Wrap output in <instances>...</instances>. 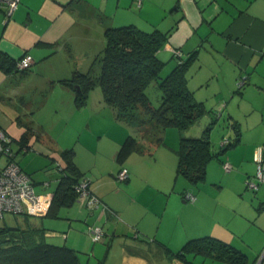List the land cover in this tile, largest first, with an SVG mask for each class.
<instances>
[{
	"label": "crops",
	"instance_id": "crops-1",
	"mask_svg": "<svg viewBox=\"0 0 264 264\" xmlns=\"http://www.w3.org/2000/svg\"><path fill=\"white\" fill-rule=\"evenodd\" d=\"M136 5L135 0H19L8 18L1 6L0 54L8 61L24 53L33 59L23 72L0 65V128L11 138L14 156L27 152L24 144L40 154L37 165H23L19 156L14 160L43 194L60 178L55 169L56 162L64 165L60 153L72 148L79 173L90 177L91 193L106 206L91 210L75 201L48 217L54 221L49 226L28 221L42 229L45 241L74 249L80 264H230L200 254L182 263L171 255L202 236L233 245L247 255L248 264H264V184L256 191L245 187L256 171L255 151L264 148V0H141ZM127 24L146 31L165 24L173 28L157 53L166 67L176 65L173 48L184 58L195 53L186 70L188 89L209 113L214 110L226 121L228 137L239 134L238 143L220 156L231 164L230 172L220 161L209 162L195 189L179 182L177 156L163 148L173 129L162 132L163 142L141 137L136 150L117 161L130 135L128 124L101 90L92 89L86 104L76 107L72 90L58 82L74 71L97 75L105 28ZM240 76L244 84L238 88ZM210 118L205 113L199 119L205 125ZM64 133L66 142L59 139ZM215 143L218 150L220 142ZM170 144L174 148L177 141ZM51 161L52 173L47 172ZM121 166L129 172L125 180L116 177ZM185 189L194 195L189 204ZM88 224L103 228L100 240L89 238Z\"/></svg>",
	"mask_w": 264,
	"mask_h": 264
},
{
	"label": "trees",
	"instance_id": "trees-1",
	"mask_svg": "<svg viewBox=\"0 0 264 264\" xmlns=\"http://www.w3.org/2000/svg\"><path fill=\"white\" fill-rule=\"evenodd\" d=\"M0 5L4 6L2 3ZM5 11L6 8L4 13ZM172 30L173 28L166 31L160 29L145 31L133 24L107 27L103 32L104 47L98 56L99 73L94 75L74 71L70 77L58 80L62 86L72 90L76 107L85 105L89 92L96 84L99 85L104 101L115 109L117 117L140 134L135 136L130 134L124 139L116 154L119 162L124 161L136 150L138 139L145 138L142 132L146 126L141 125L144 119L142 118L139 124L133 122L137 115L146 116L145 121L153 122L159 128V134L154 142L156 143L164 140L161 136L163 131L170 129L181 131L205 113H209L205 105L194 98L186 83V70L195 53L186 58L183 56L179 58L173 54L177 59L176 65L167 74L161 75L166 62L160 59L157 53L164 47ZM4 62L9 63V67H6ZM15 63L16 60L8 61L7 56L0 54V65L5 69H12L14 72L26 70L16 69ZM239 80L244 81V78L240 76L237 86ZM151 83H155L160 90V103L157 107L152 106L146 93ZM243 84L244 82L238 88ZM211 120L210 125L204 129V136L197 138L180 136L178 139L175 176H183L189 184L202 183L209 161L217 159L223 163L225 160L222 161L220 156L239 141L238 133L232 139L224 136L222 139L227 138V142L221 145L220 141L219 149L214 150L208 138L211 123H215L214 118ZM231 125L237 127L234 122H231ZM73 153L72 148L60 153L64 162L61 170L57 169L55 163L60 178L52 191L50 205L44 215L46 217H57L61 207L70 206L76 200L73 185L84 174L79 173L73 160ZM122 167L124 166L119 169ZM185 192L191 191L185 189L183 196ZM21 216L27 221L24 226L0 225V264H80L74 249L46 242L42 229L29 223L30 216ZM196 254L224 260L230 264H248L245 253L214 236L189 239L176 252L171 253L182 263L189 262L188 257Z\"/></svg>",
	"mask_w": 264,
	"mask_h": 264
},
{
	"label": "built area",
	"instance_id": "built-area-1",
	"mask_svg": "<svg viewBox=\"0 0 264 264\" xmlns=\"http://www.w3.org/2000/svg\"><path fill=\"white\" fill-rule=\"evenodd\" d=\"M19 0H0V4H4L6 8L5 16L8 18L13 10L17 7ZM140 4L141 0H135ZM1 6V5H0ZM174 52V53H173ZM172 53L179 58L182 57L178 49L173 48ZM32 56L24 53L16 60L15 68L24 70L32 64ZM181 61V59H180ZM244 81L239 80L238 86ZM227 142V138L221 140V145ZM30 146H22L23 151L29 150ZM256 162V171L253 178L245 180L246 187L252 191H256L260 184L264 183V148L258 147L254 154ZM58 170H61L64 165L56 162ZM223 169L228 171L231 169V164L228 161L222 163ZM128 171L125 167L119 169L116 174L118 179H125ZM90 177L88 175L81 176L74 183L73 188L76 191V202L88 209L100 207L105 209L98 197L91 193L89 189ZM47 186L48 182H44ZM184 199L188 201L194 200V195L191 192H185ZM51 201L50 193H37L33 186V181L19 164L14 160V152L11 147V138L0 128V219L5 213L14 215H28L40 217L44 216L48 210ZM86 233L92 241H98L104 235L103 228L98 224H88ZM65 236V234H63Z\"/></svg>",
	"mask_w": 264,
	"mask_h": 264
},
{
	"label": "rangeland",
	"instance_id": "rangeland-1",
	"mask_svg": "<svg viewBox=\"0 0 264 264\" xmlns=\"http://www.w3.org/2000/svg\"><path fill=\"white\" fill-rule=\"evenodd\" d=\"M136 4H137L136 5L137 7L140 5L138 3H136ZM159 27L162 30H166L167 28L170 27V25L169 24H165L163 26H158V28ZM161 27H163V28H161ZM140 29L146 31L148 28H140ZM166 66H167V64L165 65V67L163 68V70L161 72V75L162 76H164L165 74H167L171 70V67L172 66H169V65H168V67H166ZM94 75H96V74H94ZM93 90H95L96 92L99 93L100 92L99 85L96 84L95 87L93 88ZM146 93H147V95H148V97L150 99V102H151L152 106L157 107L159 105V103H160V96H161L160 90L157 87V85L155 83H151L147 87ZM212 112H214V113L213 114L208 113L212 117L210 119H213L214 118L215 123L216 122L217 123L216 124L215 123H211V126L210 127H212L213 124L214 125L212 127L213 130L211 129L212 132L211 133H209L210 131L208 132L209 133L208 134V138L212 142L213 148H216L217 147V144L215 142L216 141L217 142H220L222 140V138H221L222 136H224V135L227 136V134L229 135V129H228V127H226V121L219 120V118H216L215 111L212 110ZM142 118L144 119V121L142 122L141 125L142 126H144V125L146 126L145 127L146 129L142 132L144 134L143 137H145V139L148 140L149 142H152L153 143V142L156 141V137L159 134V128L156 125H154L153 122L145 121L147 119V117L146 116H142V115H141V117L137 115V117L134 118L135 121H133V122L135 124H139V123H141V119ZM51 121H53L54 124H56L58 122V117L55 118V116L53 115V113H51ZM51 121H50V123H51ZM211 121L212 120H209V122H205L206 124L204 125V122L202 120L196 119V121H194V123H193V125L191 127H188V128L183 129L181 131H178L176 129H173L174 130L173 131V136H172V133H171L170 137L168 135V139L169 138L170 139L167 141V143L164 144L163 148L165 150H169V151L172 149L173 152H174V154H175V156H177V153H176L177 146L174 147V148L171 147V145H172V144H170L171 143V139L172 140H176L178 142V139H179L180 136H184V137H195V138L202 137V136H204L203 135L204 134V129L207 126L210 125V122ZM170 130H172V129H170ZM67 133H69V135L71 133V138H70L71 140L74 139V138H72L73 132H72V130H70V128L68 129ZM137 133L138 132H137V130L135 128H133V127L130 128V134H132L133 136L140 135L139 133L138 134ZM163 133H164V131H163ZM59 139L62 142H66V140H68V136H66L65 133H64V134H61L60 135V138ZM230 139H232V137H230ZM161 145H162V143H161ZM13 147H15V146H13ZM60 147H61L60 145L59 146H55V148L57 150L60 149ZM151 147H154V146H151ZM151 147H149V149ZM62 150H63V148H62ZM153 152H154V149H151L150 150V153L153 154ZM38 155H40L38 152H35L34 150H32L30 148L29 150H27L26 153H24V155H19V154L16 155L15 154L14 157L17 156L16 160L18 159V156L19 157H22L21 158V163L23 165H34V164L37 165L39 163L38 160L36 161V158L39 157ZM216 161H218V160L217 159H212L209 162H210V164L211 163L217 164V163H214ZM51 163H52L51 165L53 166V168L48 169L47 172L50 171L52 173L53 170H54V161H51ZM220 165H221L222 170H224L223 169V166H222V163H220ZM26 167L28 168V166H26ZM227 172H230V171L228 170ZM177 177L179 178L178 179L179 182H185V184L188 185L192 189H195L196 188V184H189L188 181L183 176L177 175ZM262 184H264V183H262ZM53 187H54V179L52 180V182H51L50 186L48 187V189L42 190L41 192L47 193V191H50V190L52 191L53 190ZM179 192H181V190H179ZM186 204H189V201H187ZM28 219L30 221H32V222L33 221L34 222H37L41 226H42V224L44 226H49V224L51 222H54V221H51V219L48 218V217H46V218L43 219L41 217L30 216V217H28ZM4 224L5 225H8V226H18V227L20 226L21 227V226H24L26 224V218L23 217V216H21V215H14V214H11V213H5L4 214V217L2 219H0V225H4ZM49 229H52V228H49ZM46 241L49 242V243H53L54 244V242L49 241V239H47V238H46Z\"/></svg>",
	"mask_w": 264,
	"mask_h": 264
},
{
	"label": "clouds",
	"instance_id": "clouds-1",
	"mask_svg": "<svg viewBox=\"0 0 264 264\" xmlns=\"http://www.w3.org/2000/svg\"><path fill=\"white\" fill-rule=\"evenodd\" d=\"M52 197V196H51ZM41 217V216H40Z\"/></svg>",
	"mask_w": 264,
	"mask_h": 264
}]
</instances>
